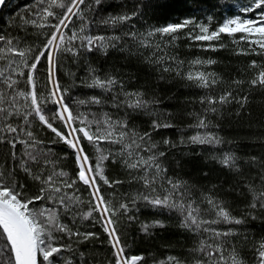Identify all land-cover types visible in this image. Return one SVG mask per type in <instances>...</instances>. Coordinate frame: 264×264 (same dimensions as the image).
<instances>
[{"label":"trees","instance_id":"1","mask_svg":"<svg viewBox=\"0 0 264 264\" xmlns=\"http://www.w3.org/2000/svg\"><path fill=\"white\" fill-rule=\"evenodd\" d=\"M63 2L67 3V0ZM142 2L145 0H101L100 4H96V0H85V5H81L85 31L80 32L82 21L73 18L69 29L64 30L63 34L66 39L72 32L80 37L104 36L109 42L107 55L99 51H86L80 47L79 39L68 45L78 49L79 55L54 53L55 75L61 88L67 89L65 102L71 101L74 115L81 113L90 121L103 122L107 114L113 121H127L128 130L139 134L150 132L152 139L149 143L155 142L157 145L154 151L167 153V157L162 158L167 173L156 181L157 194L163 195L164 190L170 187L166 183L167 177L181 182L179 191L186 193L182 198L185 207L191 204L193 209L198 210L194 213L196 219L209 222L201 223L199 228L195 225L182 227L184 213L179 210L152 209L143 200H136L133 207L132 200L147 192L142 181L133 179V174L139 177L140 172L124 166L123 160L129 157L123 144L101 142L99 147L104 155L109 156L104 164L105 176L109 181L119 180L123 183L110 187L98 180L100 193L114 208L121 203H127L132 208L125 215L117 216L116 226L121 234V243L127 240L125 255L142 256L139 264H232L233 258L240 260L241 264H258L255 250L264 242V209L259 205L254 209L250 205L264 193V182L259 178L264 174V167H261L264 164V86L253 85L251 81L264 72V52L258 48L254 50L239 38L240 34L232 38L222 35L219 40L210 42L194 39L201 34L198 25L216 29L226 18L242 15L240 9L253 0H170L172 7L163 11L138 7ZM18 5L20 7L11 15L0 18V37H3L0 40V71L7 69L10 59L23 63L21 57L7 51L6 41L11 40L18 50L42 49L50 29L38 25L55 23L52 18L44 21L40 17L41 0H18ZM134 9L138 12L135 16L132 15ZM54 10L58 13L62 11L59 8ZM122 15L131 18L116 24L103 23ZM187 17H194V23L176 33L175 38L153 32L167 24L181 23ZM32 20L36 23H32ZM149 32H153V35L149 36ZM129 33H136V36ZM116 37L120 39L116 40ZM112 43L116 44L115 48L111 46ZM31 56L32 53H29V63ZM196 60H214L215 63H193ZM24 71L26 76L27 69ZM200 72L209 75L210 80L215 79L216 83L205 88L195 80L187 79L189 73L195 75ZM96 76L101 79L114 77L123 83V89L117 86L108 92L89 87ZM47 77L48 65L42 60L37 75V91L41 98L49 95ZM13 79L20 80L18 90H29L24 85V77L14 75ZM0 91L9 90L0 83ZM117 91L120 92L117 100L124 99V92H142L143 99L150 102L149 108L132 112L126 107H115L112 97L116 96ZM228 92L232 94L229 101L219 103V98ZM92 97L100 98L102 103L76 102L89 101ZM243 97H247V100H242ZM17 99L19 103L16 107L23 112L26 102L22 98ZM209 99L217 103L209 104ZM0 106L7 107L6 104ZM53 107L50 102L45 105V113L49 117L52 115L49 109ZM213 107L215 112L210 110ZM201 118L206 119L208 128L195 127ZM29 120L31 124L25 125L23 119L16 116L9 118L8 123H13L18 129L33 131L36 140L43 141L35 145V150L49 154L51 164H42L47 172L63 170L70 179H74L77 166L72 150L61 143H52L57 138L38 119L29 117ZM153 120L170 122L174 127L154 131L151 127ZM54 126L61 130L64 128L59 120L54 121ZM3 127L4 122L0 121V128ZM97 127L93 123L91 130L96 131ZM25 131H20L19 135L0 132V138L11 140L12 136H16L17 141H28ZM207 132L218 136L221 143L199 145L189 142L191 136ZM164 139L174 142L175 146L165 145ZM181 140L184 142L181 143ZM128 142L126 138L125 143ZM137 142L140 143L139 140ZM83 143L90 159L95 162L100 153L87 142ZM9 149L10 145L0 143V162H4L5 168L15 163L8 155ZM30 150L24 144L17 143V158H26L25 153ZM132 150V160L140 156L147 158L152 154L135 148ZM225 154L235 157L236 167L229 169L219 163ZM22 177L23 173L17 179L25 183L27 194L32 196L37 191L36 186ZM76 187L79 188L78 195L82 202L73 206L72 213H62L61 222L73 231L97 233L98 238L87 244H79L75 237L71 241L64 237L59 243H70L74 251L63 252L61 264L63 261H70L71 264H113L111 246L99 214L93 211V205L89 203L92 197L86 186L78 182ZM174 199L180 202L181 198L176 196ZM209 199L232 218L242 219L243 223L224 222L217 216L219 209L208 203ZM90 211L92 216L84 219L83 216ZM132 215L136 219L128 220V216ZM157 220L164 227H149L147 232L142 230V225H151ZM213 220L217 222L211 223ZM213 230L220 233L231 230V234L214 236ZM218 246L221 254L209 256V250L215 252Z\"/></svg>","mask_w":264,"mask_h":264},{"label":"snow or ice","instance_id":"2","mask_svg":"<svg viewBox=\"0 0 264 264\" xmlns=\"http://www.w3.org/2000/svg\"><path fill=\"white\" fill-rule=\"evenodd\" d=\"M100 3L101 0H96V4ZM81 5H85V0H67V3L63 2V0H51L50 3L48 0H41L40 17L44 21H47L48 18H52L55 21V23L51 24L44 23L38 25L50 29L48 39L43 42L44 46L42 49L33 50L32 48H27L25 50H18L11 40L6 41L8 44L7 51L21 57L23 63L10 59L7 69L0 71V83L9 90L0 91V105H7V107L0 106V121L4 122V127L0 128V132L19 135L20 131H25V129H18V127L13 126V123H8L9 118L19 116L23 119L25 125L31 124L32 121L29 120V117L38 119L40 124L57 138L52 143H61L67 149L72 150L77 171L74 179H70L69 174L63 170L59 172H47L42 167V164H51L49 154L35 150V145L43 143V141L36 140L33 131H25V134L29 138L28 141H17L16 136H12L11 140L0 138V143L10 145L8 155L15 162L9 165L8 168L4 167V162H0V264H61L63 252L74 251L70 243H59L64 237H67L70 241L75 237L76 242L79 244H87L94 238H98L97 233L73 231L67 224L61 222L60 217L62 213L65 215L72 213L73 206L82 202L78 195L79 188L76 187L78 182L86 186V190L92 197L89 203L93 205V211L99 214L103 231L111 246L114 257L113 264H139L143 260V257L139 255H125L127 240L121 243V234L118 233L116 226L118 223L117 216L125 215L129 211H132V208L127 203H121L118 208H114L100 193L98 180L110 187L123 183V181L119 180L109 181L105 176L104 164L109 160V156L103 154V149L99 147L101 142L123 144L124 148L128 150L127 156L129 157V159L123 160L124 166L140 172L139 177L133 174V179L142 181L143 187L147 192L138 195L132 200L133 207L136 200H143L152 209L179 210L184 213L182 227L195 225L199 228L201 223H209L208 221H198L196 219L194 213L198 210L193 209L191 204H188L187 208L185 207L182 198L186 193L179 191L182 187L181 182L173 181L170 177H167L166 183L170 187L164 190L163 195L157 194L156 181L167 173V168L163 166L162 159L167 157V153L164 151H154L157 145L155 142L149 143L152 139L150 132L146 131L143 134H139L128 130L127 121H113L107 114H105L106 118L103 122L99 120L90 121L81 113L74 115L73 109L70 107L71 101L65 102L67 89L61 88L59 80L55 75L56 61L54 53L68 52L73 55H79L78 49L68 46L72 41L77 39L81 40L80 47L88 52L99 51L107 55L109 47V42H106L104 36L93 37L86 35L80 37L76 32H72L67 39L65 38L63 34L64 30L69 29L73 18L82 21L80 32L85 31L86 24L83 23L85 18L82 14ZM19 7L18 0H0V18H3L6 14L11 15ZM138 7L163 11L171 8L172 4L170 0H145V2L138 4ZM56 8L62 11L58 13L54 10ZM33 11L37 10L33 9ZM240 11L242 15L226 18L216 29L210 30L208 26L198 25L201 34L196 35L194 39L210 42L219 40L222 35L232 38L240 34L239 38L242 41L246 42L254 50L258 48L261 52H264V0H253L248 6L242 7ZM249 13L254 15L249 16ZM137 14L138 12L134 9L132 15L135 16ZM130 18L127 15H122L110 18V21L106 20L103 23L108 24L111 22L112 24H116L126 22ZM31 22L36 23L35 20ZM193 23L194 17H187L181 23L167 24L166 26L154 29L153 32L171 35L175 38L176 33ZM153 32H149L148 35H153ZM128 35L135 37L136 33H129ZM2 39L3 37H0V40ZM115 39L119 40L120 38L116 37ZM111 46L115 48L116 44L112 43ZM29 53H32L30 63L28 62ZM42 60L46 61L48 65L47 79L50 85L48 88L49 95L43 98L38 96L37 91L38 66ZM193 63L214 64L215 61L196 60ZM252 63L255 66V61ZM25 69H27L26 76ZM167 70L165 69V71ZM14 75L24 77V85L28 87V91L18 90L20 80L13 79ZM187 79L195 80L200 87L205 88L216 83L215 79L210 80L209 75L203 72L196 73L195 75L189 73ZM251 83L253 85L259 84L264 86V72H261L258 79L252 80ZM117 86L119 89H123V83L116 78L101 79L99 76L92 78V82L89 85V87L101 88L108 92H112ZM119 95L120 92L117 91L116 96L112 97L113 105L117 108L126 107L132 112L149 108L150 102L143 99L142 92H124V99L117 100ZM231 96L230 92L222 95L219 98V103L228 102ZM18 97L26 102L23 112L16 107L19 103ZM242 100H247V97H243ZM49 102L54 105L52 109H49L52 113L51 117L45 113V105ZM76 102L79 104L102 103L98 97H92L89 101L79 100ZM155 103H159V101H155ZM208 103L215 104L217 101L209 99ZM210 110L212 112L216 111L214 107ZM55 120H59L63 124V130L58 126H54ZM93 123L99 126L96 131L91 130ZM151 127L152 130L158 131L161 128H172L174 125L162 120H153ZM195 127L208 128L209 124L205 118H201L197 121ZM102 128L103 131H101ZM126 138L129 141L128 143H125ZM82 141L87 142L88 145L96 148L100 153L95 162L90 159L88 152L85 151V144ZM180 142L183 143L184 141L181 140ZM189 142L199 145H216L220 144L221 140L214 133L207 132L191 136ZM17 143L24 144L27 148L32 149L26 151V158H17V152L15 151ZM163 143L175 146V143L168 139H164ZM133 148L137 151H147L152 154L147 156V158L140 156L139 159L132 160L134 156ZM219 163L229 169L236 167L235 157L230 154H225L219 160ZM261 167H264V164ZM21 173H23V180L31 181L37 188V191L32 196L27 194L25 183H21L17 179ZM259 178L264 182V174H261ZM68 190H71V192ZM176 196L181 198L180 202L174 199ZM256 201L255 203H251L250 206L255 209L259 205L261 209H264V193H261L256 198ZM50 202L51 204L48 206ZM208 203L213 204L214 207L219 209L217 216L222 218L224 222L243 223L242 219L232 218L227 211L218 204H215L212 199H209ZM91 216L92 212L90 211L83 218L88 219ZM134 219H136L135 215L128 216V220ZM216 222V220L211 221V223ZM149 227H164V224L157 220L151 225H142V230L147 232ZM229 234H231V230L224 233L213 230L214 236H227ZM255 251L257 253L256 259L258 264H264V242H261L259 248ZM221 252L222 250L218 246L215 252L209 250L208 254L209 256L220 255ZM63 264H71V262L63 261ZM232 264H241V261L233 258Z\"/></svg>","mask_w":264,"mask_h":264}]
</instances>
